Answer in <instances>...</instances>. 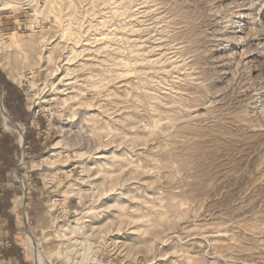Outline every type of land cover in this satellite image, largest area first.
<instances>
[{"label": "rangeland", "instance_id": "374dc122", "mask_svg": "<svg viewBox=\"0 0 264 264\" xmlns=\"http://www.w3.org/2000/svg\"><path fill=\"white\" fill-rule=\"evenodd\" d=\"M0 79V264H264V0H0Z\"/></svg>", "mask_w": 264, "mask_h": 264}, {"label": "trees", "instance_id": "16d2710c", "mask_svg": "<svg viewBox=\"0 0 264 264\" xmlns=\"http://www.w3.org/2000/svg\"><path fill=\"white\" fill-rule=\"evenodd\" d=\"M0 81H1V83H3L1 79H0ZM8 256H9V255H8Z\"/></svg>", "mask_w": 264, "mask_h": 264}, {"label": "crops", "instance_id": "0c3cea01", "mask_svg": "<svg viewBox=\"0 0 264 264\" xmlns=\"http://www.w3.org/2000/svg\"><path fill=\"white\" fill-rule=\"evenodd\" d=\"M0 87H1V84H0ZM1 90V89H0Z\"/></svg>", "mask_w": 264, "mask_h": 264}, {"label": "bare ground", "instance_id": "6f19581e", "mask_svg": "<svg viewBox=\"0 0 264 264\" xmlns=\"http://www.w3.org/2000/svg\"><path fill=\"white\" fill-rule=\"evenodd\" d=\"M8 120V119H7ZM22 135V134H21Z\"/></svg>", "mask_w": 264, "mask_h": 264}]
</instances>
